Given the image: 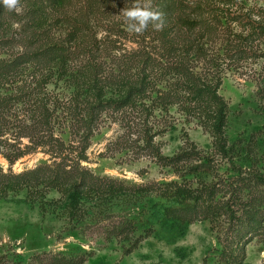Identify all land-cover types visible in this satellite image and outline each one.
Wrapping results in <instances>:
<instances>
[{"label":"rangeland","instance_id":"obj_1","mask_svg":"<svg viewBox=\"0 0 264 264\" xmlns=\"http://www.w3.org/2000/svg\"><path fill=\"white\" fill-rule=\"evenodd\" d=\"M131 2L0 0V264H264V0Z\"/></svg>","mask_w":264,"mask_h":264},{"label":"clouds","instance_id":"obj_2","mask_svg":"<svg viewBox=\"0 0 264 264\" xmlns=\"http://www.w3.org/2000/svg\"><path fill=\"white\" fill-rule=\"evenodd\" d=\"M5 8L15 10L17 13L22 11L20 0H2ZM123 17L125 29L129 33L141 34L151 25L154 30L163 29L165 20L164 13L155 7L151 0H132L131 3L125 4L120 11ZM14 27H19L14 25Z\"/></svg>","mask_w":264,"mask_h":264},{"label":"trees","instance_id":"obj_3","mask_svg":"<svg viewBox=\"0 0 264 264\" xmlns=\"http://www.w3.org/2000/svg\"><path fill=\"white\" fill-rule=\"evenodd\" d=\"M71 36H69L70 38L68 39L69 43H73L75 40L73 39L74 37V32H71L70 34ZM61 45L58 44H52L50 46H48L47 48L44 49H40L37 51H34L33 53H31V55L35 58H42L45 56L47 57L48 60H53V59H62L64 58L65 55V51L66 49H64ZM62 53H64V56L62 55ZM99 104H104V102L99 101ZM96 107V106H95ZM70 206L73 208L75 205V199H74V195L73 193H70L69 195V202Z\"/></svg>","mask_w":264,"mask_h":264}]
</instances>
